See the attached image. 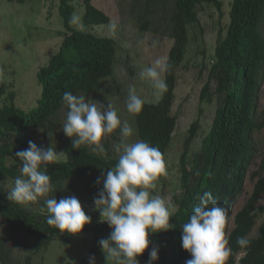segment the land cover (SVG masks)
<instances>
[{"label": "trees", "instance_id": "trees-1", "mask_svg": "<svg viewBox=\"0 0 264 264\" xmlns=\"http://www.w3.org/2000/svg\"><path fill=\"white\" fill-rule=\"evenodd\" d=\"M22 3L26 0H8ZM85 11L81 28L74 21V6L69 0H61L59 12L63 17L64 34L58 51L37 72L41 93L36 105L24 110L11 100L0 106V178L14 179L21 175V161L17 151L27 149L28 142L36 143L35 129H43L60 109L65 107L62 97L65 91L73 95H88L97 91L105 78L114 73L117 45L110 36H100L87 30L84 25L104 24L109 16L97 8L92 0H82ZM212 5L221 13L222 0H173L169 16L172 45L166 61L170 69L163 74L167 91L157 102H145L140 113L134 114L137 134L140 140L159 148L162 157L169 148L177 124L172 108L176 98L175 88L178 71L185 59L190 43V29L199 24V10ZM264 22V0H233L229 10V22L223 33L220 30L212 55L208 79L200 92V101L214 104L208 131L202 136L198 150L192 147L201 129L199 119L193 121L183 143L180 155V179L178 195L174 196L175 209L170 218L173 228L166 232L149 234V248L137 257L139 264H149V251L158 249L159 259L153 264H185L190 253L181 246L182 224L189 221L194 207L199 206V197L211 191L220 206L227 209L225 236L231 252L225 264H264V220L257 228V234L250 236L256 224L258 213L256 203L264 194V171L250 174L254 181L251 194L233 217L229 228L233 200L241 190L245 178L244 170L254 150L253 131L260 129L263 121L258 120L256 102L264 63V38L260 26ZM148 21L142 20L146 28ZM215 84L210 92V84ZM0 84V88L3 87ZM63 157L56 158L46 167L51 177L53 196L59 201L58 191L67 182L87 180L98 174H106L118 162L117 158L93 154L87 145L79 149L72 141L62 148ZM12 159L14 163L8 164ZM103 185L95 183L90 200L98 196ZM9 191L0 183V221L8 231H23L35 238V250L46 249L56 239L68 240L72 234L61 233L47 224L49 215L45 198L31 202L35 208L9 201ZM91 217L82 232L109 235L107 223H100V213L94 208L82 205ZM262 212V208H261ZM238 237H246L250 244L241 247ZM242 256L238 259V255ZM8 251L0 239V264H7ZM107 264V261H103ZM25 264H31L28 256Z\"/></svg>", "mask_w": 264, "mask_h": 264}, {"label": "rangeland", "instance_id": "rangeland-1", "mask_svg": "<svg viewBox=\"0 0 264 264\" xmlns=\"http://www.w3.org/2000/svg\"><path fill=\"white\" fill-rule=\"evenodd\" d=\"M81 1L69 0L75 8L74 21L79 28L85 11ZM222 1L223 13L212 5H205L199 10V24L195 29H190V43L178 71L176 98L172 108L177 124L171 144L163 156L166 174L159 175L155 188L150 189L151 194L163 198L172 211L175 209L174 196L180 192V155L188 128L193 121L200 120L201 129L192 147L194 152L200 147L201 138L208 131L214 114V104L206 105L201 102L200 92L208 79L217 34L220 30L224 33L229 22L233 0ZM60 3L61 0H26L22 3L0 0V84H4L0 88V106L10 101V94L15 105L24 110L36 105V98L41 93L37 72L58 51L64 34L63 17L58 9ZM92 3L109 16V21L84 27L97 35L112 37L117 45V57L113 75L105 78L97 91L84 96L86 100L93 99L105 105L110 102L121 121H127L134 128V135L129 142H135L140 139L134 114L128 113L125 101L131 87L135 88L136 94L145 102L159 100L154 96L151 82L142 79L140 73L146 67L155 66L157 60L167 59L172 45L169 16L173 0H92ZM146 19L148 26L142 28V20ZM113 23L117 25L115 31L111 27ZM260 32L264 38V22L260 26ZM262 74L264 76V63ZM214 89L215 84L212 82L209 90L214 92ZM67 111L63 107L43 129L34 130L35 144L44 149L52 147L57 152V158L63 157V146L72 141L62 130ZM256 114L263 125L253 131L255 151L245 167L241 190L233 200L229 228L233 227L235 213L243 206L253 189L256 179H251L250 174L256 170L264 171V79L258 90ZM119 139V129L102 139L106 156L118 159L114 145ZM12 163L14 161L10 159L8 164ZM98 178L102 179V175L67 182L58 191L59 196L74 195L81 205L94 209V201L90 197ZM0 182H3L8 191L14 185V179L9 176H1ZM51 197L53 193H49L48 198ZM41 199L43 197L38 200ZM23 205L35 208L31 202ZM255 211L258 216L251 237L257 234V228L264 220V194L258 199ZM107 237L104 233L95 238L91 231L81 232L71 235L68 240L56 239L48 248L37 252L34 237L27 236L23 231H8L0 221V239L4 241L9 254L7 264H25L28 256H31V264H89L91 256L95 257L96 264H103L106 257L98 241ZM241 256L242 253L238 255V259ZM107 264L112 262L107 261Z\"/></svg>", "mask_w": 264, "mask_h": 264}, {"label": "clouds", "instance_id": "clouds-1", "mask_svg": "<svg viewBox=\"0 0 264 264\" xmlns=\"http://www.w3.org/2000/svg\"><path fill=\"white\" fill-rule=\"evenodd\" d=\"M111 27L115 31L117 25L113 23ZM153 46H156L155 41ZM170 67L166 60L159 59L155 66L146 67L140 73L142 79L151 82L156 99L167 91L163 74ZM62 103L68 109L62 130L71 138L75 149L87 145L93 154L106 156L102 139L119 129L120 139L114 145L118 162L102 174V179H97V184L102 183L103 187L94 197L95 209L100 213L99 222L107 223L111 230L98 244L106 261L112 264H139L137 257L149 248V234L173 228L169 222L173 211L163 198L150 192L155 188L157 177L166 174L162 153L143 140L129 142L134 128L127 121H121L110 102L105 105L65 91ZM143 103L135 88H129L125 101L128 113H140ZM15 156L22 163L21 175L15 178L8 200L26 204L43 197L49 213L47 224L61 233L80 234L85 225L91 223V217L85 213L78 198L74 195L62 197L59 201L55 196L48 198L53 186L51 177L42 166L54 162L57 152L52 147L39 148L29 141L27 149L17 151ZM199 200V206L194 207L189 221L182 224L181 246L191 255L185 264H225L231 252L225 236L227 209L218 204L211 191L204 192ZM236 242L241 247L250 244L246 237H238ZM158 259V249L152 248L149 264ZM89 264H96L94 256L89 258Z\"/></svg>", "mask_w": 264, "mask_h": 264}]
</instances>
